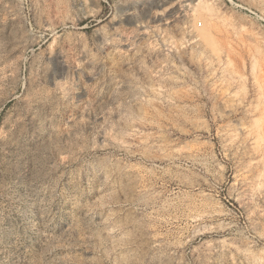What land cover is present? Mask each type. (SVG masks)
<instances>
[{"label":"rangeland","instance_id":"rangeland-1","mask_svg":"<svg viewBox=\"0 0 264 264\" xmlns=\"http://www.w3.org/2000/svg\"><path fill=\"white\" fill-rule=\"evenodd\" d=\"M149 115L203 198L117 171ZM0 264H264V0H0Z\"/></svg>","mask_w":264,"mask_h":264},{"label":"bare ground","instance_id":"bare-ground-1","mask_svg":"<svg viewBox=\"0 0 264 264\" xmlns=\"http://www.w3.org/2000/svg\"><path fill=\"white\" fill-rule=\"evenodd\" d=\"M148 118L130 126L124 125L126 137L122 138L123 143L112 152L113 155L117 153L121 155L116 159L120 164L116 168L117 171L129 180L132 187L146 188L152 183L164 184L169 189L177 188L199 199L203 198L202 184L194 179H185L192 157V148L187 144L180 145L181 136L183 137L185 133L174 136L173 133L168 132L167 126L163 125L159 118L153 119H156L157 124L154 123L151 115ZM145 130L151 131L146 134L139 133ZM134 131L136 133H133ZM130 203L147 208L157 202L155 198H151L132 202L130 199ZM120 209L116 207L112 214L117 216L121 212Z\"/></svg>","mask_w":264,"mask_h":264}]
</instances>
